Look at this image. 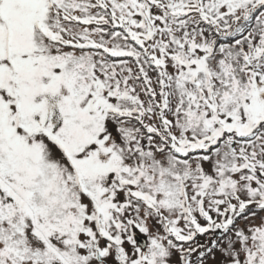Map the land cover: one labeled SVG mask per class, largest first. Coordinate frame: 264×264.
Wrapping results in <instances>:
<instances>
[{
	"label": "snow or ice",
	"instance_id": "6c2138e0",
	"mask_svg": "<svg viewBox=\"0 0 264 264\" xmlns=\"http://www.w3.org/2000/svg\"><path fill=\"white\" fill-rule=\"evenodd\" d=\"M0 264H264V0H0Z\"/></svg>",
	"mask_w": 264,
	"mask_h": 264
},
{
	"label": "rangeland",
	"instance_id": "374dc122",
	"mask_svg": "<svg viewBox=\"0 0 264 264\" xmlns=\"http://www.w3.org/2000/svg\"><path fill=\"white\" fill-rule=\"evenodd\" d=\"M256 223H259V220H257Z\"/></svg>",
	"mask_w": 264,
	"mask_h": 264
}]
</instances>
